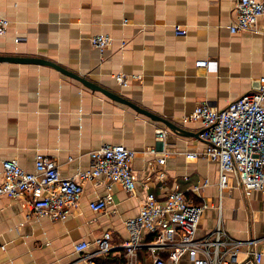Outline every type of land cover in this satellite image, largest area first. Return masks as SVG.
<instances>
[{"label":"crops","instance_id":"crops-1","mask_svg":"<svg viewBox=\"0 0 264 264\" xmlns=\"http://www.w3.org/2000/svg\"><path fill=\"white\" fill-rule=\"evenodd\" d=\"M236 1L0 0V16L8 20L0 55L53 61L197 133L199 122L182 120L198 104L225 108L264 77V15L253 30L231 33ZM175 25L186 34L176 35ZM98 34L114 40L103 52L89 41ZM198 60L212 67H198ZM116 74L126 76V86ZM106 144L136 152L135 190L128 193L104 177L83 180L79 204L63 220L28 217L29 195L0 196V264H87L85 255L96 252L94 240L104 232L111 233L112 249L98 256L103 263L150 264L146 249L127 262L125 221L138 214L148 192L158 199L171 190L191 194L204 180L209 183L197 201L207 207L196 237L208 236L220 221L230 238L243 243L240 264H256L251 247L261 254L257 264H264V190H244L230 179L220 194L217 162L186 156L203 152L200 137L177 135L51 66L0 62V183L3 160L33 172L37 154L54 159L62 178L77 177L90 168V152ZM161 168L163 180L157 177ZM106 196L105 209L94 212L90 202ZM83 241L88 248L76 252ZM178 264L192 262L183 256Z\"/></svg>","mask_w":264,"mask_h":264},{"label":"built area","instance_id":"built-area-1","mask_svg":"<svg viewBox=\"0 0 264 264\" xmlns=\"http://www.w3.org/2000/svg\"><path fill=\"white\" fill-rule=\"evenodd\" d=\"M235 18L229 25L231 33L253 30L258 19L264 15V0H237L234 5ZM8 20L0 16V34L6 32ZM178 36L186 30L174 26ZM90 44L100 52L110 48L113 38L98 34L90 38ZM125 41L121 40V46ZM198 67L210 68L208 60L195 62ZM121 85H127L123 74L114 75ZM259 88L247 92L222 109H214L207 103L198 104L183 118V122L201 124L200 139L205 147L201 154L187 153L188 157H204L217 162L219 177L217 185L221 194L231 180L244 190H264V77L259 80ZM166 130L159 133L163 139ZM150 152H155L154 149ZM134 150L122 144H106L90 152V168L77 177L62 178L57 162L44 154H37L35 171L24 170L15 160H3V181L0 196L21 198L30 196L28 217L45 216L51 220H63L77 208L82 192L83 180L104 177L107 181L118 182L122 188L132 193L136 180L132 170ZM165 163V155L157 158L158 166ZM157 177H166L164 169H159ZM78 178L80 180H78ZM204 180L194 185L191 194L171 190L163 199L148 192L136 216L125 221L128 237L123 243L124 256L131 263L138 253L146 249L150 264H178L183 256H188L192 264H240L238 254L242 242L234 240L222 228L220 221L206 237L197 238L196 232L207 204L198 202L200 190L208 185ZM111 200L106 196L91 201L94 212L105 209ZM111 233L104 232L94 240L96 252L85 255L87 264H105L98 259L107 254L112 245ZM249 247L254 241L246 242ZM88 242L74 246L76 252H83ZM248 247V248H249ZM257 264L261 254L251 247ZM118 264V263H110Z\"/></svg>","mask_w":264,"mask_h":264},{"label":"water","instance_id":"water-1","mask_svg":"<svg viewBox=\"0 0 264 264\" xmlns=\"http://www.w3.org/2000/svg\"><path fill=\"white\" fill-rule=\"evenodd\" d=\"M0 62H10V63H21V64H36V65H47V66H51L52 68H55L56 70L60 71L61 73L74 78L76 80H78L81 84H83L85 87L91 89V90H96L101 92L102 94H104L105 96H107L108 98L117 101L119 103L122 104H126L128 106H130L131 108H133L134 110H136L139 113H142L146 116H148L149 118H151L154 121H159L161 123H163L170 131L174 132L177 135H181V136H194V137H200V133L202 130H200L197 133L194 132H190L187 129L183 128L180 125L175 124L174 122H171L169 120H166L160 116H157L139 106H137L136 104L130 102L129 100H127L126 98H124L123 96L116 94L108 89L103 88L102 86L96 84L95 82L88 80L82 76H79L78 74L67 70L66 68L60 66L59 64L50 61V60H46L43 58H37V57H24V56H8V55H0ZM260 85V84H259ZM259 88V86L257 87Z\"/></svg>","mask_w":264,"mask_h":264}]
</instances>
